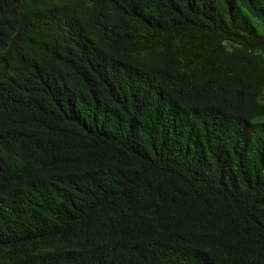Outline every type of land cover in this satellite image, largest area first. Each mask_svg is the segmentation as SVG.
I'll return each mask as SVG.
<instances>
[{
	"label": "trees",
	"instance_id": "trees-1",
	"mask_svg": "<svg viewBox=\"0 0 264 264\" xmlns=\"http://www.w3.org/2000/svg\"><path fill=\"white\" fill-rule=\"evenodd\" d=\"M264 0H0V264H264Z\"/></svg>",
	"mask_w": 264,
	"mask_h": 264
},
{
	"label": "rangeland",
	"instance_id": "rangeland-1",
	"mask_svg": "<svg viewBox=\"0 0 264 264\" xmlns=\"http://www.w3.org/2000/svg\"><path fill=\"white\" fill-rule=\"evenodd\" d=\"M262 101L264 102V95H263V97H262Z\"/></svg>",
	"mask_w": 264,
	"mask_h": 264
}]
</instances>
